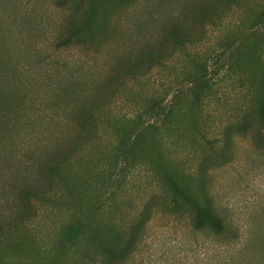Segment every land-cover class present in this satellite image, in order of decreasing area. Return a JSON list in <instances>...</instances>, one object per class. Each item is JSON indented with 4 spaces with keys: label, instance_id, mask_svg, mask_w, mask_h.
Here are the masks:
<instances>
[{
    "label": "rangeland",
    "instance_id": "rangeland-1",
    "mask_svg": "<svg viewBox=\"0 0 264 264\" xmlns=\"http://www.w3.org/2000/svg\"><path fill=\"white\" fill-rule=\"evenodd\" d=\"M186 1L0 0V89L13 85L21 116L6 129L17 131L14 154L31 120L44 133L30 150L58 142L69 157L33 212L20 201L32 218L0 235V264H104L145 215L131 253L113 264H264V141L252 131L224 136L247 113L256 124L264 103V0L238 1L205 26L189 15L206 0ZM186 14L197 43L147 71L140 48ZM73 16L83 40L59 48ZM130 60L139 65L121 75ZM109 80L116 96L94 110L97 135L69 154L72 114ZM199 186L237 230L234 242L196 227L191 205L172 209L175 198L201 201ZM8 217L1 207L0 221Z\"/></svg>",
    "mask_w": 264,
    "mask_h": 264
},
{
    "label": "trees",
    "instance_id": "trees-1",
    "mask_svg": "<svg viewBox=\"0 0 264 264\" xmlns=\"http://www.w3.org/2000/svg\"><path fill=\"white\" fill-rule=\"evenodd\" d=\"M127 1V0H118ZM132 1V0H128ZM243 0H209L202 3L201 6L197 7L195 11H191L189 16H193L202 25L212 24L215 21L220 20L230 9L233 4ZM192 0L185 2L184 4H191ZM219 4L225 6L226 9L219 8ZM185 16H175L168 21L162 22L161 28L158 33L160 34V40L154 44H149L146 48H140V52H143L141 60L144 59L150 63L147 71L152 70L155 66L161 64L163 61L171 58L177 50L186 49L187 46L194 45L197 41L194 38V34L185 26ZM187 16V18L189 17ZM72 17L71 22L68 24V35L59 43V48L69 46L75 41L81 42L83 40V23L81 20L74 19ZM203 26V27H204ZM106 29V26L104 27ZM70 29V30H69ZM104 29V30H105ZM108 29H106L107 31ZM90 37V36H89ZM146 55V56H145ZM139 63L132 60L127 61L123 66L122 74H132L133 70L138 66ZM61 79V78H60ZM116 77L114 83L116 84ZM113 80L106 82L104 89H100L96 96L91 97L87 102L81 105L80 109L73 113V119L76 122V129L70 140L72 141V147L69 148L68 153L75 152L78 147L87 144L97 135V120L94 110L110 105L113 102V98L116 93H108L107 90L111 89ZM112 83V84H111ZM64 82L59 83L62 86ZM58 85V84H57ZM198 90L209 89L210 86L207 84L206 79L202 77L196 82ZM13 85L5 86L0 89V141L3 142L0 148V210L1 207L10 210V217L6 220L0 221V235H6L12 233L17 227L16 220L19 219V224H23L29 221L32 217L27 214H23L21 210L20 201L23 202L27 207H31L32 212L35 209L37 200L51 192L54 185V173L63 165L67 160V151L58 142L55 146H51L50 150L42 149L41 146L36 145L33 150L28 147L33 145L34 138L37 137L38 133H42L43 130L38 129V125L33 121H28L23 130L19 133V137L22 138L21 146L17 147L15 154L10 144L16 135L14 130L8 129L10 127H16L20 125L21 116L16 112V105L13 99L14 89ZM206 87V89H204ZM30 118L32 114H27L24 117ZM255 120L257 121L254 127L253 121L251 120V114L247 113L242 116V119L237 123H233L225 129V141L232 142L234 137L232 132H237L239 135L253 132L259 139L264 141V103L262 106L253 113ZM29 118V119H30ZM254 128V129H253ZM40 138V137H39ZM41 139V138H40ZM43 139V138H42ZM24 154V156H23ZM10 155H13L15 161H19V165L14 167L13 162L9 160ZM217 155H219L217 153ZM223 157H226V153H222ZM21 157V159H20ZM22 157H26L22 160ZM7 167V168H5ZM37 173V175H36ZM202 181V175L200 177ZM42 181L44 182L43 184ZM24 182V186H21ZM22 187V188H21ZM200 187L199 196L201 201L197 202L190 197H182L181 201L177 198L172 200L174 210L177 206L183 204H189L194 209V225L196 227H203V224H208L213 233L224 237V242H234L238 237L237 230L231 226L228 221L215 209L212 200L209 199L206 192ZM4 190L6 193H4ZM172 207V206H171ZM147 215H145V219ZM144 219V220H145ZM142 221L138 226L133 227L131 240L127 246L121 252H108L109 256L104 264L118 263L121 258L131 253V250L138 238V234L144 230L145 221Z\"/></svg>",
    "mask_w": 264,
    "mask_h": 264
}]
</instances>
